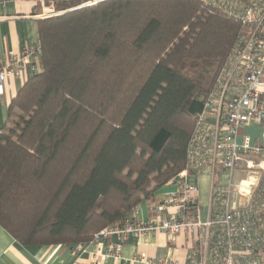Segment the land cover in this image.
<instances>
[{
  "label": "trees",
  "instance_id": "1",
  "mask_svg": "<svg viewBox=\"0 0 264 264\" xmlns=\"http://www.w3.org/2000/svg\"><path fill=\"white\" fill-rule=\"evenodd\" d=\"M36 29L40 71L0 128V226L23 245L85 243L185 167L245 27L204 0H99Z\"/></svg>",
  "mask_w": 264,
  "mask_h": 264
},
{
  "label": "built area",
  "instance_id": "2",
  "mask_svg": "<svg viewBox=\"0 0 264 264\" xmlns=\"http://www.w3.org/2000/svg\"><path fill=\"white\" fill-rule=\"evenodd\" d=\"M29 1L40 6V12L32 15L36 18L68 11L55 8L58 0ZM97 1L81 0L72 9ZM204 1L239 20L245 32L196 114L185 167L173 181L176 189L155 205L161 215L139 220L135 208L123 222L104 227L93 240L106 242V250L101 253L98 248L96 255L119 257L128 234L159 231L171 239L179 234L186 236L185 264H264V139L253 144L248 136L237 140L239 129L249 122H264V0ZM39 56V44L24 45L0 62V94L9 76L25 79L40 71ZM234 172H244L245 177L235 181ZM200 174L209 177L204 220L198 217L197 182L188 179ZM113 236L116 242L109 240ZM137 261L164 264L144 255Z\"/></svg>",
  "mask_w": 264,
  "mask_h": 264
},
{
  "label": "crops",
  "instance_id": "3",
  "mask_svg": "<svg viewBox=\"0 0 264 264\" xmlns=\"http://www.w3.org/2000/svg\"><path fill=\"white\" fill-rule=\"evenodd\" d=\"M35 12L36 7L29 0H0V62L24 45L38 43L36 20L40 18L32 16ZM23 81L24 78L9 76L4 82V91L0 94V128L7 116V106ZM242 136H248L250 144L264 139V122H249L242 128L237 140L241 141ZM188 179L197 182L198 217L204 220L207 215L209 177L200 174L197 178L189 176ZM221 182L224 183V179ZM175 189V183L171 182L158 189L154 199L141 201L137 206V219L150 220L160 216L161 212L155 205ZM202 211L205 212L204 216ZM109 240L117 241L115 236ZM105 247L106 242L102 240L71 245H23L0 226V264H143L137 261L139 255L152 261L163 260L164 264H173L174 261L185 264L187 241L184 234L171 239L162 232L147 231L139 236L128 234L119 257L96 255L98 248L104 253Z\"/></svg>",
  "mask_w": 264,
  "mask_h": 264
},
{
  "label": "rangeland",
  "instance_id": "4",
  "mask_svg": "<svg viewBox=\"0 0 264 264\" xmlns=\"http://www.w3.org/2000/svg\"><path fill=\"white\" fill-rule=\"evenodd\" d=\"M36 11L37 12H40V6L39 5H36ZM241 131H242V129H239V131H238V135H240L241 134ZM235 174L233 175V179L235 180V181H238L240 178H243V177H245V173L244 172H234ZM204 213L205 212H201V214L204 216ZM202 216V218H204Z\"/></svg>",
  "mask_w": 264,
  "mask_h": 264
},
{
  "label": "water",
  "instance_id": "5",
  "mask_svg": "<svg viewBox=\"0 0 264 264\" xmlns=\"http://www.w3.org/2000/svg\"><path fill=\"white\" fill-rule=\"evenodd\" d=\"M72 10V9H71ZM71 10H68V11H71Z\"/></svg>",
  "mask_w": 264,
  "mask_h": 264
}]
</instances>
